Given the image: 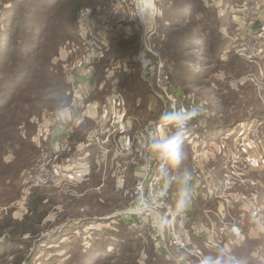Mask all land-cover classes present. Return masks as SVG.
Listing matches in <instances>:
<instances>
[{
	"label": "rangeland",
	"instance_id": "obj_1",
	"mask_svg": "<svg viewBox=\"0 0 264 264\" xmlns=\"http://www.w3.org/2000/svg\"><path fill=\"white\" fill-rule=\"evenodd\" d=\"M6 1L0 0V8L9 11L13 5L4 4ZM154 3L153 24L149 12L138 11L139 0H94L90 10L81 11L74 38L59 48L50 70L62 73L69 103L54 110L40 104L26 107L32 115L16 128L15 136L35 149L27 167L29 152L20 153L17 143L14 147L0 143V172L8 174L0 176V242L1 236L12 238L14 223L25 220L21 228H13L17 231L11 240L27 242L22 256L30 258L29 264H73L75 256L104 245L115 258L104 264H148L151 257L152 262H162L161 252H156V215L133 211L139 209L140 193H135L138 175L144 164L154 165V160L146 157L162 158L152 143L173 134L167 126L158 128L166 124L161 119L166 112H194L185 131L196 132L214 124L233 126L213 140L205 134V140L200 138L202 130L194 133L190 136L196 141L194 150L188 142L180 146L183 166L190 174H180L177 168L173 200L169 199L177 216L181 191L187 190L190 181H199L203 174H213L219 180L234 169L229 161L236 152L233 144L238 150L253 152V160L260 156L254 141H264V120L251 125L240 122L259 111L264 115V0ZM182 4L186 6L181 13L185 19L180 15ZM72 5L68 4L66 11ZM110 6L119 17L106 22ZM174 27L194 28L200 38L188 41L183 49L176 42L175 51L169 50L170 42L176 40ZM141 39L146 40L150 52ZM81 70L90 71L93 80L86 90ZM158 70L168 76V93L176 98L175 103L155 85ZM219 111L221 116H217ZM234 121L239 122L237 129H233ZM253 128L258 131L256 140L244 138ZM14 162L13 170L10 164ZM235 171L246 174L250 185L236 189L235 194L255 197L264 211V165L253 162ZM208 184L199 182L202 193L191 198L193 209L186 213L187 249L179 252L174 245L167 244L166 249L161 243L159 250L173 259L165 261L201 264L211 258L219 264H264V231L247 215L242 225H236L244 240L236 239L233 226L216 214L219 205L206 194ZM234 213L238 211L232 210ZM139 222L145 227L135 228ZM200 224L204 231L195 232ZM136 230L140 233L135 235ZM130 237L140 252L136 259L131 256L128 260L120 248ZM115 245H121L118 251ZM14 260L9 255L0 264H14Z\"/></svg>",
	"mask_w": 264,
	"mask_h": 264
},
{
	"label": "trees",
	"instance_id": "obj_2",
	"mask_svg": "<svg viewBox=\"0 0 264 264\" xmlns=\"http://www.w3.org/2000/svg\"><path fill=\"white\" fill-rule=\"evenodd\" d=\"M70 3L73 5L66 11V6ZM4 4L10 7L13 6L9 11L3 6L0 8V143L9 145L17 143L20 153H22L21 151L29 152L30 154L26 155L28 159L25 161L27 167L30 155L35 152V149L30 142L15 136V130L22 123L25 124L32 115L26 110V107L33 108L36 107L35 105L40 104L49 110H54L59 105L69 103L70 95L62 73L50 72L54 69L52 60L57 55L59 48L67 40L74 38L73 35L80 12L86 9L90 10L91 6L94 5V0H7ZM184 7H186L185 4L179 7L181 19H185L181 14ZM177 10L178 7L174 6V11ZM2 23L5 24L3 28ZM174 28L176 40L170 42L169 50L175 51L176 42L183 49L188 41L200 38V32L198 33L194 28L190 30H183L181 27ZM178 57H181V54H178ZM174 78V81H178L177 77ZM184 98L186 97L184 96ZM221 115L220 111L217 112V116ZM263 120L264 115L262 111H259L248 116L247 119L245 117L240 124L251 125ZM163 123H166V121H163ZM234 123L236 125L233 129H237L239 122L234 121ZM232 127L230 125L224 127L214 124L209 128L202 126L196 132L192 130L185 131L180 146L187 143L191 139V135L199 133L201 130L203 133H201L200 138L204 139L205 134L213 140L218 136L217 133L220 131L224 133ZM167 129L171 130L172 133L176 130L175 125L170 123L167 124ZM11 147H14V145ZM183 160L184 157L177 165L179 173L190 174V169L183 166ZM15 166H17L15 162L10 164L13 170ZM5 173V171L0 172V176L5 177L8 175ZM23 222L25 223V220ZM23 222L13 224L14 226L10 232L13 235L12 238L14 237L13 233L17 231L16 229L24 225ZM15 227L16 229H13ZM139 233L140 230L133 231L135 235ZM1 237L3 240L0 242V261H4L9 255H13L15 258L14 264H21L22 261L29 264L30 258L24 259L22 256V250H24L27 242ZM128 239L122 242L121 248V245L118 247L115 245L114 247L117 251L120 248L122 252H126L124 258L129 260L131 256L138 257L140 247L133 238ZM149 242L151 241L149 240ZM126 244L134 245L126 246ZM108 253L106 245L100 248L95 247L84 256H75L73 264H104L115 259ZM158 256L160 257L159 260L162 261L159 264H169L165 259L173 260L162 251ZM149 257H151V253H149ZM152 258H149L148 264H157L155 261L152 262Z\"/></svg>",
	"mask_w": 264,
	"mask_h": 264
},
{
	"label": "built area",
	"instance_id": "obj_3",
	"mask_svg": "<svg viewBox=\"0 0 264 264\" xmlns=\"http://www.w3.org/2000/svg\"><path fill=\"white\" fill-rule=\"evenodd\" d=\"M108 9V14L106 13V22H111L112 20L116 19L115 17H119L118 11L113 6H110ZM150 32L147 35H149ZM145 41L146 40L141 39L146 51L150 52V50L146 48ZM154 82L157 88L166 95L168 101L173 103L175 101L174 99L176 98L170 92L168 93V86L170 84L168 76L163 71L158 70ZM167 124L168 122H166L164 125H160L158 128L161 129L162 127H166ZM257 132V129L253 128V130L245 135L244 138L251 137L252 139L256 140L258 137L256 135ZM150 142H152V139H150ZM195 142L196 141L193 139L188 140V145H190L193 150L195 147ZM254 142L255 145L258 146L259 150H261L260 156L257 158V160H253V152L248 153L246 149L241 148L238 150L237 144H233V148L236 146L234 148L236 152L233 153L231 160H229L233 164L232 167L234 168L230 174H223L219 180L218 178L214 177L213 174H203L201 178L200 175L198 176L197 179L200 178L199 181H190L187 190L181 191V197L183 193H187V204L185 207H181V209H179L178 212L180 216H177L174 213V210L172 209V206L169 202V199L171 201L173 200V186L177 184L179 176L177 166L170 165L163 158L156 160L154 156H151V158L149 156L146 157L149 160H154V165L151 168L150 162L144 164L142 167V169H144L142 170V174L138 175L139 179L136 183L135 193H140V198L137 202L139 209L133 212L140 214L144 212L156 215L159 226V232H156L157 238H159L158 242L156 241L157 253L161 252V250H159L161 243H164L166 249L167 244L171 246L174 245L177 249H179V252L180 250L187 249V244L189 243V236L185 230V226L187 223H189L187 214L193 209L191 205V198L197 197L202 193L201 187L199 186V182L201 184V181L209 182L207 186H203L204 189L207 190L206 194L210 199H217L216 201L219 206L217 207L216 214L218 215L219 219H223L222 221L227 220L226 224L233 226L232 229L235 230L236 239L240 238L241 240H244L243 236H241L240 228H237L236 225H242V222L247 215L253 221L256 227H259L261 231H264V211L263 207H261L256 201V198L248 195L235 194L236 189L247 188L250 186L246 180V174H236L235 169L239 166H241L243 169H246L248 165L253 162L258 163V161L264 165V141H262L261 138H257V140ZM235 166L238 167L235 168ZM234 209L238 211V214L234 213L233 216L232 210ZM161 218H163L165 221L163 229L160 227ZM145 225V223L140 222L134 224L135 228L139 229L145 227ZM203 229L204 227L200 224L196 227L195 232L202 233L204 231ZM166 231H168V234H170L169 238H166Z\"/></svg>",
	"mask_w": 264,
	"mask_h": 264
},
{
	"label": "clouds",
	"instance_id": "obj_4",
	"mask_svg": "<svg viewBox=\"0 0 264 264\" xmlns=\"http://www.w3.org/2000/svg\"><path fill=\"white\" fill-rule=\"evenodd\" d=\"M138 11L141 13L155 11L154 0L152 3L144 5L138 4ZM195 115L194 112L181 110L166 112L161 116L163 121L175 125V132L171 136H166L158 141L152 143V149L158 153L163 159L172 166L178 165L183 156L180 148L182 137L186 130L187 121H189ZM187 204V193H183L181 199L178 201L180 207H185ZM161 226L165 223L164 219L161 218ZM183 259V257H181ZM201 264H219V261L212 260L211 258L201 261Z\"/></svg>",
	"mask_w": 264,
	"mask_h": 264
},
{
	"label": "crops",
	"instance_id": "obj_5",
	"mask_svg": "<svg viewBox=\"0 0 264 264\" xmlns=\"http://www.w3.org/2000/svg\"><path fill=\"white\" fill-rule=\"evenodd\" d=\"M82 65V64H81ZM78 66H80V65H78ZM80 74H82V77L84 78V80L86 81L84 84V86H83V88L86 90L88 87H90V84H92V77L90 76V71H88V70H81V73ZM83 80V79H82ZM88 86V87H87ZM77 89L75 90V93L76 94H79L80 93V91L78 92L77 90H80L81 89V86L79 85L78 87H76Z\"/></svg>",
	"mask_w": 264,
	"mask_h": 264
},
{
	"label": "bare ground",
	"instance_id": "obj_6",
	"mask_svg": "<svg viewBox=\"0 0 264 264\" xmlns=\"http://www.w3.org/2000/svg\"><path fill=\"white\" fill-rule=\"evenodd\" d=\"M141 1V2H140ZM151 3L150 0H139V4L144 5L145 7L147 6V4ZM150 16H152L151 18H149V23L153 24V13L149 12ZM150 30L152 29V26H150L149 28ZM164 226V224H163ZM163 226H161V228L163 229Z\"/></svg>",
	"mask_w": 264,
	"mask_h": 264
}]
</instances>
